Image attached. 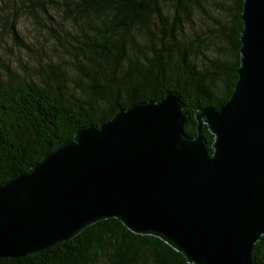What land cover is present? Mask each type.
Wrapping results in <instances>:
<instances>
[{"label":"water","instance_id":"obj_1","mask_svg":"<svg viewBox=\"0 0 264 264\" xmlns=\"http://www.w3.org/2000/svg\"><path fill=\"white\" fill-rule=\"evenodd\" d=\"M239 79L196 115L179 93L134 104L0 185V259L21 258L117 218L192 264H258L264 236V0H245ZM208 127L215 135L210 143Z\"/></svg>","mask_w":264,"mask_h":264},{"label":"trees","instance_id":"obj_2","mask_svg":"<svg viewBox=\"0 0 264 264\" xmlns=\"http://www.w3.org/2000/svg\"><path fill=\"white\" fill-rule=\"evenodd\" d=\"M0 8L58 9L48 26L57 58L34 70L0 62V185L91 124L134 104L180 94L198 136V111L222 106L241 65L245 0H13ZM1 13V10H0ZM12 31L17 36L16 24ZM11 31V32H12ZM205 138L213 143L208 127ZM264 264V236L256 244ZM0 264H192L158 236L132 232L117 218L74 239Z\"/></svg>","mask_w":264,"mask_h":264},{"label":"rangeland","instance_id":"obj_3","mask_svg":"<svg viewBox=\"0 0 264 264\" xmlns=\"http://www.w3.org/2000/svg\"><path fill=\"white\" fill-rule=\"evenodd\" d=\"M6 2L8 5L14 3L13 0ZM0 10V62L15 69L25 66L30 71L57 58L53 53V37L48 26H62L63 16L58 9H38L36 17L24 9L14 13V8L8 10L5 6ZM14 23L17 36L12 31Z\"/></svg>","mask_w":264,"mask_h":264}]
</instances>
